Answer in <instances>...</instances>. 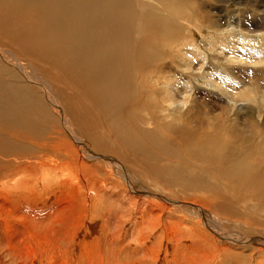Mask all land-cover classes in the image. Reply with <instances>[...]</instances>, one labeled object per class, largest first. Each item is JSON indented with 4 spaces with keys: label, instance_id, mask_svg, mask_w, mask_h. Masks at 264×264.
I'll use <instances>...</instances> for the list:
<instances>
[{
    "label": "bare ground",
    "instance_id": "bare-ground-1",
    "mask_svg": "<svg viewBox=\"0 0 264 264\" xmlns=\"http://www.w3.org/2000/svg\"><path fill=\"white\" fill-rule=\"evenodd\" d=\"M205 2L0 0V264H146L144 253L128 254L132 242L124 246L130 262L121 261L122 248L95 255L85 240L80 242V228L70 232L62 219L50 221L54 210H36L31 203V186L44 189L55 170V177H66L61 183L66 185L78 163L84 165L79 155L86 157V142L94 151L118 158L120 172L123 162L172 199L205 210H243L245 220L264 228V83L245 87L229 70L232 82L222 88L216 82L227 99L214 94V104L202 101L197 80L212 81L217 73L202 74L206 55L209 67L218 60L207 52L219 43L217 36L222 41L234 36L219 25L230 16L226 9L209 15ZM262 23L251 25L262 29ZM203 29L210 41L202 51L197 36ZM216 110L224 114H214ZM222 121L229 131L225 122L215 131L207 129ZM89 158L114 161L95 154ZM70 178L78 184L79 179ZM21 189L33 193L25 192L26 197ZM197 210L206 217L205 210ZM254 240L257 252L264 250V240ZM251 264H264V259Z\"/></svg>",
    "mask_w": 264,
    "mask_h": 264
},
{
    "label": "rangeland",
    "instance_id": "rangeland-1",
    "mask_svg": "<svg viewBox=\"0 0 264 264\" xmlns=\"http://www.w3.org/2000/svg\"><path fill=\"white\" fill-rule=\"evenodd\" d=\"M242 1H244V4ZM237 2L241 5H236ZM219 7L226 9L224 12L230 15L222 19L219 25L222 24L223 30H227L226 32H230L234 36L233 40L225 38L223 41L221 39L222 35L217 36L216 40L219 43L214 48H210V52H207L209 55L214 53L218 59L214 61V67H209L207 66L208 55H206V63L204 64L202 74L208 73L209 70L211 72L214 70L217 73L212 76V81L205 80V84L197 80L203 90L202 101L208 105L215 103L211 98L214 94L218 95V98L223 97L227 99L224 94L221 95V91H219L216 82L220 83V88L226 86L228 84L227 82H232L233 79L229 75V70H232V74L237 73V80L246 84L245 87H253L256 81L257 83L259 81L261 84L264 83V72L260 74L255 71L257 69L264 70V40H261V34H264V23L258 25L259 27H263L262 29L251 25L254 21L258 23V20H264V0H240V2L239 0H220V2L219 0H206L205 2V8H207L206 11L209 12V15L219 16V13L216 14L214 12V9H218ZM209 35L206 29L200 31V35L197 36L200 50L203 51L204 48L202 45H207L210 41L208 38ZM243 35L246 38L245 40L242 37ZM231 41L235 43L232 48L226 49L224 47L225 49L220 50L224 44L231 45ZM231 50H234L235 53H231ZM256 52H259L260 55H256ZM233 57L236 59L233 60ZM257 61H260V63ZM190 66L195 69L196 61H193ZM221 75L223 76L221 77ZM215 87L218 90L214 89ZM245 87L243 88L245 89ZM254 87L259 91L263 90L262 86L255 85ZM254 97H258L257 92L256 95L254 94L252 96V99H255ZM239 100L236 101L240 105L241 102L239 103ZM220 113L224 114V111L216 110L214 114L221 115ZM224 122H212L213 126L210 124L207 129L209 131H215L217 125L224 127ZM226 129L228 131L230 130L228 123H226ZM211 135L222 137L218 133H212ZM198 136L203 138L201 134ZM81 140L83 141V138ZM83 143H85V140ZM85 146L88 149L86 157L90 154H95L98 156H108L114 161L108 163V161L101 159L89 158L87 160L85 155L79 152V157L82 158L81 160L84 165L80 167L78 163V167L74 168V175H72V178L75 180L79 179L78 184L70 182V177H67L66 185H61V183L65 184L66 177H55L54 174L57 172L55 170L54 174H52L53 176L47 179L46 184H48L46 185L47 187L45 186L46 188L37 190L32 185L31 188L34 193L33 191L30 193L27 192L28 189L25 192L27 196L33 193L29 197L32 199L35 198L31 201L34 209L39 210L44 207V209L47 208L50 210L51 213V210L55 211V215L53 212L54 216H52L50 221H55L53 217L54 219L58 217V222L62 219L63 222L61 221L60 223L70 229V232L77 231L80 228L78 229L80 233L79 237H84L80 238V242L86 241L88 251L94 249L93 253L95 255L99 253L98 255L102 254L101 257H104L106 254H111L114 250L122 248L124 252L121 253V261L130 262L128 257L130 253H135V255H142L144 253L146 255V264H197L198 262L199 264H251L258 261V259H264V250L261 249L260 252H257L259 250L251 241H255L254 239L257 242L264 240V228L262 229L261 226L259 227L253 221L245 220L248 217L244 214L242 215L243 210H229L231 209L229 206L223 210H220L218 207H210L205 210L200 204L192 201H185L177 197H174L173 200L172 197L160 190L158 184L156 185L146 180L143 181L141 174L130 171V167L123 162L122 164L125 170L120 172L115 166L119 162V159L115 156L107 153H98L87 142ZM61 172L63 174V172L67 171ZM39 173L37 170L35 174ZM125 176L128 178V182ZM57 178H61L62 181L63 179L65 180L62 182L60 181L61 179L58 180ZM91 184L94 188H97V190L93 189L94 192L97 191L96 193L92 192L93 190H89V188H92L90 186ZM30 189L29 191H31ZM19 192H22L24 195L26 194L23 189ZM162 198L185 205H193L194 207H183L179 205L180 203L170 205L165 200L163 202ZM195 207H200L203 211L205 210L204 212H207L206 217L200 215V211ZM61 209L64 211H61ZM235 214L237 216L240 214V216L237 218ZM124 221L126 222L124 223ZM117 235L121 236L120 240L113 241V237H117ZM123 235H125L124 239ZM253 236L254 238H252ZM246 238L250 240L245 242L246 240L244 241L243 239ZM235 240L237 242L244 241V243L237 244ZM118 242L120 245L117 244ZM126 242H132V246L127 247L129 250L124 247ZM176 242L178 243L176 244ZM175 244L178 246H175ZM216 247L217 249H215ZM125 248L129 252L127 255ZM221 250L226 251L223 253ZM218 252L220 254L211 257L212 253ZM94 254L93 256L95 258ZM1 255H4L2 251L0 252ZM206 255L207 257L201 261L200 258ZM124 256L127 260H124ZM142 258L140 261H142ZM193 258L197 263H191ZM98 259H95L97 260L96 263H99Z\"/></svg>",
    "mask_w": 264,
    "mask_h": 264
}]
</instances>
